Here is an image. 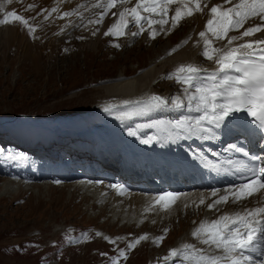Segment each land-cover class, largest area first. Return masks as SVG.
Returning a JSON list of instances; mask_svg holds the SVG:
<instances>
[{
  "label": "rangeland",
  "instance_id": "obj_1",
  "mask_svg": "<svg viewBox=\"0 0 264 264\" xmlns=\"http://www.w3.org/2000/svg\"><path fill=\"white\" fill-rule=\"evenodd\" d=\"M9 11L12 12L11 9ZM33 11L30 10V16L27 14L24 18L35 28V32H30L28 26L13 17H9L12 22L0 24V123H5L7 127L10 124L17 126L16 136L23 141H28L29 137H40L38 131L44 127L52 132L62 125L79 126L85 122V114L90 109L95 112L99 109L100 121L105 122L107 118L115 120L113 126L120 128L117 116L122 109L126 108L133 116H142V112L136 103L123 108L119 105L112 111L113 104L117 102L112 99L107 104L104 101L111 96L107 84L140 75L155 56L161 54V59L166 61L159 59L156 68L162 66L161 69L165 70L163 75L172 73L169 68L176 70L178 67L173 56L189 53L195 47L202 52L204 48V45L199 48L198 42L202 41L199 33L203 31L202 26L205 25L202 22L207 18L201 21L195 18L194 21L190 20L193 15L188 19L185 17L178 22L176 30L167 32V26L165 33L158 32L152 38L156 28H150V24H155L157 19L154 18L149 25H141L144 31L128 42L126 37H129L128 29L133 27L132 24L128 28L124 24L126 29L122 32H126L123 34L125 37L117 38L114 32L111 36L105 34L115 19L107 20L110 25L106 26V23V28H102L95 25L98 20L94 17L87 26L75 29L78 39L71 42V37L65 38L61 33L58 22H51L47 15L39 16L37 10ZM0 17L3 19L2 13ZM117 20L121 23L120 18ZM157 25L162 26L161 23ZM189 29L192 32L184 35ZM245 30L243 27V32ZM236 32L240 33V30ZM10 34L14 35L12 39H8ZM20 35L25 36L23 41L18 40ZM206 35L210 39L211 36ZM186 36L189 38L179 43ZM227 36H234V31ZM120 75L124 77H118ZM147 80L148 76L143 81ZM174 84L164 77L156 81L162 90L160 92H167L168 89V92L174 93ZM91 115H87V121ZM48 118L51 119L47 120L49 124L41 121ZM72 121L77 123H65ZM33 128L37 130L35 133ZM6 138L8 140L4 143L12 142L11 138ZM18 149L17 146L9 149L7 144L0 147V151L3 150L0 158H6V167H14L23 160L24 154ZM42 181L36 177H20L17 173L0 174V264H167L171 250L176 249L173 246L188 236L184 232L196 221L194 213L189 210L188 216L193 218L185 219V215L181 214L170 225L167 223L158 227L154 225L158 223L157 218L152 217V224L149 220L139 225L140 216L146 214L136 212L142 205L140 203L131 206V217L125 220L122 203L116 210L114 205L105 204V199L96 200L93 192L87 194L82 187L78 191L80 185L71 188L72 182ZM195 214L198 218L203 212ZM74 227L80 229V234L72 232ZM144 234H148L146 239L129 248L130 242ZM157 237L163 239L158 241ZM191 242L195 245L193 240ZM195 247L211 254L217 251L204 244ZM121 250L126 258L120 256ZM182 257L183 252L173 256L171 264H179Z\"/></svg>",
  "mask_w": 264,
  "mask_h": 264
},
{
  "label": "snow or ice",
  "instance_id": "obj_2",
  "mask_svg": "<svg viewBox=\"0 0 264 264\" xmlns=\"http://www.w3.org/2000/svg\"><path fill=\"white\" fill-rule=\"evenodd\" d=\"M105 2L108 5H113L116 0H105ZM178 2L181 0H137V7L141 4H149L150 6L145 7L144 10L159 15L161 19L156 22L164 24L167 22L165 17H167L169 7ZM191 3L195 5L194 11H203L201 0H191ZM230 3L232 0H224V4ZM183 7L187 8L185 13L187 16L193 15V9L188 8L187 2H184ZM52 11H56V9ZM130 11L135 24H139L141 20L149 19L146 16H141L136 7ZM181 11V7L175 9V14L172 17L173 28L177 26L180 19L184 18ZM126 12H129V9L125 8L120 13L121 21H123ZM210 13L212 18L206 22V31L199 33L204 41L201 55L206 60L214 61L217 67L208 70L195 64L181 65L174 73L168 74L165 79H175L177 83L183 85L184 95H176L172 98L153 95L148 98V105L151 108L161 109L171 107V101H176V108H184L187 104V110L195 112L197 115L181 116L176 119L173 123L177 128L186 129L188 133L203 139L206 135L214 138L223 126L229 131H235L237 140L241 137H258L261 151H264V47L252 50L253 43L264 45V41L256 40L253 43H244L237 47L215 49L211 47L212 41L207 39L206 35V33H212L215 39L220 40L229 31L239 29L245 20L251 17L259 16L264 21V0H238L231 8H224L223 4H217L211 7ZM106 14L107 9L96 23H102L103 15ZM70 15H72L71 12H64L61 18ZM9 17L28 26L30 32H35V28L29 25L28 20L17 15L15 11L0 19V24L12 22ZM116 27L117 24H113L109 32L105 34H111ZM261 27L264 25L248 28L242 33V36H249L260 31ZM143 31L144 29L141 28L139 32L132 33V35H140ZM155 35L156 33H153L152 38H155ZM240 38L231 36L228 39V46ZM232 125H236V127L232 128ZM229 147L235 152L245 151L239 143L231 144ZM195 155V153L192 154L193 159H195ZM195 162L198 163V161ZM233 167L232 174L239 181L238 184L229 186L232 190L233 202L246 199L248 196L254 195L260 188H264V158L251 156L249 162ZM253 184L259 185V188L253 189ZM113 187L125 189L123 185H113ZM217 191L218 189H214L213 195ZM178 195L181 194L164 193L160 199ZM227 201V195L221 196L219 200L208 207L211 209L215 207V204ZM203 202L201 200V203ZM192 235L200 239L202 244L208 245L209 248L219 250L220 254L206 253L204 249H198L193 244H184L181 249H172L171 254L179 256L183 252L188 264H256L255 257L248 253L259 251L264 257V207L246 209L243 215L240 213L232 216L225 214L211 222L202 221L193 230ZM146 238L147 234H144L134 242H130L129 248ZM156 239L159 241L163 237ZM120 256L126 258L123 250L120 251ZM115 260L116 258H114ZM260 264H264V259L260 261Z\"/></svg>",
  "mask_w": 264,
  "mask_h": 264
},
{
  "label": "bare ground",
  "instance_id": "obj_3",
  "mask_svg": "<svg viewBox=\"0 0 264 264\" xmlns=\"http://www.w3.org/2000/svg\"><path fill=\"white\" fill-rule=\"evenodd\" d=\"M203 1L211 2V0H201V4ZM184 2L185 1L181 0V2H178L176 4L175 8L171 9V11H173V15H170L171 19L175 14V9L177 7H180V4L184 3ZM237 2H238V0H232V3L224 4V0H220V3H219V1L216 2V5L217 4H223L224 8H231ZM124 3H125L124 0H116V3L113 5L106 4L105 0H0V6H1L0 13H2L3 16H5V15H7L6 13L11 9L12 11H16V13L18 15L26 17V15L28 13H30V10H32V11L37 10L39 13L38 12H36V13L39 16L42 14L43 15L45 14L50 18L51 22H58L59 23L58 25L60 26V29L62 30L61 33L64 34L65 38L71 37L70 39H72L71 40V42H72V41L78 39V36L76 35V33L74 34V31H76L75 29L81 28L83 26H87L89 24V22L94 19V17L97 20H100L102 14H104L105 10L107 9V14L103 15L102 23H96L95 25L102 27V28H106V26L110 22L109 19H113V20L115 19L114 24H117V27H116V29L113 30L114 36L117 38H123V37H125V36H123V34L126 33V32H122L123 29H126L124 27V24H126L128 27L130 22L133 21V14L130 11L133 7L137 8V12L139 14L141 13V14H143V16H146V17L149 16V19L153 18L152 12H148V11L144 10L145 7H148L147 4H141L139 7H137V0H129L128 4L126 6H124ZM126 7H127V9H129V12L125 13L123 21H121V23H119L120 21H118L117 19L120 18V13L122 11H124V9ZM53 9H56V11H52ZM64 12H71L72 15L64 16L63 18H61L62 14ZM49 13H51V14L49 15ZM189 17L190 16H188L186 18L188 19ZM49 18H46V20L49 21ZM155 18H159V20L161 19L160 16L155 17ZM195 18L198 21H201V19L204 18V16L201 12H196L193 10V17L190 18V20L196 21ZM210 18H212L211 15H210V17L208 16L207 20ZM251 18L246 23H244L245 25L243 24L241 27H245L247 30L248 28H254L257 25H264V21H262L259 16H255V17H251ZM107 20H109L108 23H107ZM204 22H205V20L202 22L205 25V26H202V28H203V31H206V23H204ZM191 23H194V22H191ZM105 24H106V26H105ZM119 24H120V26H119ZM146 24H147V22H145V25ZM157 24H159V22H157L156 24L153 25V28H156L155 31L159 27V25H157ZM137 25H139V24H137ZM137 25L134 24L133 28L130 29L129 37H126V38H128L127 39L128 42L132 39L134 40V38H133L134 36L132 35V33L137 32ZM161 25H163V24H161ZM177 26L174 27L175 30H176ZM111 27H112V25L108 26V28L106 30L109 31V29ZM72 30H73V33H72ZM234 30L235 29L229 31L228 33L232 34ZM162 31H164V30L162 29ZM190 32H192V29L185 31L184 35H187ZM116 33H121V34H116ZM206 34L211 36L209 39L212 41L211 47L215 48V49H225L226 47H237L240 44L253 43L256 40L264 41V30L256 31L253 34H250L249 36H245L244 38H243L242 34H240L238 36L241 37L240 38L241 40L238 39V40L233 41L231 46H228V39L230 37L227 35L223 39L217 40L212 35V33H206ZM18 35H19V33H18ZM108 36H111V35L108 34ZM181 36L179 39H181ZM234 36H235V34H234ZM13 37H14V35L10 34L8 36V39H12ZM24 37L25 36L20 35L18 37V40L21 39V41H23ZM27 38L31 39L29 36H27ZM188 38L189 37L186 36L181 41L179 40V43L184 41V40H187ZM198 45H199V48H202L201 45H204V41L203 40L199 41ZM259 47H264V45H256L255 43H253V49L252 50H255ZM190 51H189V53L183 52V53H179L176 56H173L174 61H175V65H178L177 68H179L181 65H187V64L199 65L200 67H202L204 69H208V70H212V69H215L217 67V65L214 63V61L206 60L201 55V50H198V48L195 47L191 52ZM161 55L155 56L154 61H151L149 64V67L145 68V70L140 75L133 76V77L130 76L128 78L120 79V80H117L113 83L107 84L106 87L108 89V92H110L111 96L108 97L107 100H104V101H107V104L108 103L110 104L111 100L115 99L116 101H118L120 103H127L130 100H135L137 97H141V100L146 103V102H148V98L152 96L154 91H159V92L162 91L156 85V82H154L156 79H158L161 76V74L165 73V70L161 69L162 66L161 67L159 66L160 68L159 67L156 68V66L158 64V60L161 59ZM163 59H161L159 61H162ZM163 61H166V60H163ZM166 66H168V65H166ZM171 72L174 73L175 69H173ZM138 74H139V72H138ZM147 76L149 77V80L143 81V80H146ZM118 77H124V76L120 75ZM172 82L175 83L174 84L175 86L173 85L175 87V90H174L175 92L174 93L167 92L169 94V96H171V98L176 96V95L183 96L184 95L182 92L183 87H179L180 84L177 83L175 79H171V83ZM161 93L163 94V92H161ZM164 97L167 98L165 95H164ZM169 109H170L169 107H164V108H161L160 110L169 111ZM170 111H172V110H170ZM122 117H123L122 121L124 122L122 127H121L122 131H119L117 128L113 127L114 124L112 125V123L114 122V120H110V119L108 120V118H107L108 121L106 124H104L103 122H99V119H98L96 114L91 115L90 120L87 121V124H88V127H89L91 132H95L96 134L108 136L107 137L108 140H113V138H114L117 143H122L123 145H125L126 149L128 150L130 148V144L134 143L136 138L134 135H132L129 137L131 139H128L126 137L127 131L135 130V132H136L137 126H136V124L132 123L131 121H128L126 115L122 114ZM132 120H134V118H132ZM168 121H169V119L167 120V123H168ZM151 122H155V121L152 120ZM0 126H2V125L0 124ZM148 127H149V130L152 128L151 125H149ZM0 131L4 133L3 129ZM43 131H46V130L43 129ZM235 133H236L235 131H231L230 137L233 138L235 136ZM48 135H50V132ZM126 139H128V140H126ZM257 140H259L258 137H255L254 141H257ZM258 142H260V141H258ZM27 145L28 144H23V148H22L23 151L26 149L27 150H34V149H31V147H27ZM243 145H246V144H243ZM259 145H260V143H259ZM48 147L50 148V146H48ZM45 149H47V148H45ZM257 150L261 151V146H258ZM38 152H39V155L36 157L43 159L44 158L43 150L42 149L38 150ZM226 154L229 156H233L236 154V152L231 149V150H228L226 152ZM214 156L216 158H221L222 153L220 151H214ZM66 157L67 156H65V157L61 158L59 161H57L58 158H53V155H52L51 159L54 162L59 163L61 161L63 162ZM76 160H78V158H73L72 161H70V160L65 161L64 163H65L66 169H70V168L75 169L76 166H79V164H76V162H75ZM232 165H233V163L228 164L229 167ZM132 166H136V163H133ZM11 171H13V169L10 168L9 170H4L3 173L7 174V173H10ZM51 171H53V170H51ZM141 171L142 170L140 169V171L138 173L130 174V175L126 176L125 178H123L122 180L127 178L129 181H131V183L137 184V187H139L138 182L142 178ZM81 175H83L85 177H93V178L92 179H86V178L82 177V179H77ZM60 176L62 178H64L65 181L62 183H59V184H65V183L72 182L71 188H73L75 186L77 187L80 185V187L78 188V191L82 187L85 189L87 194H91V192H93L92 196L96 200L105 199V200H103L104 203L109 205V206L114 205V207H113L114 209H116L117 206L122 203L123 204V214L125 213L124 214L125 216L124 215L123 216H124L125 220L130 219V217H131V211H132L131 206L138 204V203L142 204L136 212H146V214L141 215L142 217L140 216L139 225L142 223H146L149 220L151 221V224H152V221H153L152 217L157 218L158 223H155L154 225H158V227H160L161 225L167 224V223H169V225H170V222L175 220V219H178L181 214L185 215V219L193 218L191 216H188L189 212H190L189 210H191L194 213V220H196V221L194 224L192 223L193 224L191 226L192 228L189 226L191 228L190 230H188L189 229V227H188V229L186 230L187 232L186 231L184 232V234L188 235V236H184V239L182 238L181 241H178V243H176L174 245V247H178V246L184 244L188 240H189V243H191V244H192L191 241L193 240V243H195L198 246H201L202 243L200 242V239L194 237L192 235V232L195 228H197L200 225V223L202 221H205V220H207L209 222L214 221V220L218 219L219 217H221L225 214H228L230 216H232L236 213L243 214L245 211V210L243 211L244 208L247 209V208H250L251 206L254 207L255 204H257L258 206L264 207V188L260 192L257 191L254 195H252V197L248 196V198L242 199V200H239L236 202H233L230 199H228V201L226 203L221 202V203L215 204V207L209 209L208 205L213 204V202L211 201L212 197L210 196V192L207 190H202V187L203 186H206V187L211 186L212 184H216L217 181H214V182L209 183V184H201V183H194L192 180H189V184H190L189 188L182 187V188H180L174 192V194H177V193L181 194V195L176 196L177 197L176 201H170V197H165L163 199L164 202L160 203L161 199H160V196L158 195L157 192L152 194V193L141 192L140 190L139 191H137V190H131L130 191L128 189H120L117 187H113V185H120V184L116 183V182L110 183L108 181L103 180L105 177L97 175L95 171H91V172L88 170L73 171V172H68V174L62 173V174H60ZM53 179H50V181H52L51 183H54L55 180H53ZM70 180H72V181H70ZM134 180H136V182ZM46 182H49V180ZM9 183L10 182H8V184ZM13 184H15V183H13ZM184 188L186 190H183ZM86 189H89V190H86ZM157 197H158V200H157ZM201 200H203L204 202L201 203ZM94 205H96V203ZM125 208H127V209L125 210ZM109 209L112 211L114 210L111 208H109ZM99 210H101V208ZM199 211L203 212V215H199V217L197 218V214H195V213L199 212ZM106 212L109 214L108 211H106ZM134 216H136V213L134 214ZM141 236H143V235H141ZM147 236H148V234H147ZM167 236L168 235H166V237ZM186 237H187V239H186ZM116 243H117V239H116ZM173 256H175V255L171 254L168 257V259L171 260L173 258ZM181 264H188V262L183 261Z\"/></svg>",
  "mask_w": 264,
  "mask_h": 264
}]
</instances>
